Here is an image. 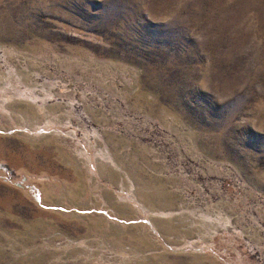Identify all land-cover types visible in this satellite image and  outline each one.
I'll list each match as a JSON object with an SVG mask.
<instances>
[{
    "label": "rangeland",
    "instance_id": "obj_1",
    "mask_svg": "<svg viewBox=\"0 0 264 264\" xmlns=\"http://www.w3.org/2000/svg\"><path fill=\"white\" fill-rule=\"evenodd\" d=\"M0 102V264H264V0H0Z\"/></svg>",
    "mask_w": 264,
    "mask_h": 264
},
{
    "label": "bare ground",
    "instance_id": "obj_2",
    "mask_svg": "<svg viewBox=\"0 0 264 264\" xmlns=\"http://www.w3.org/2000/svg\"><path fill=\"white\" fill-rule=\"evenodd\" d=\"M49 92V91H48ZM17 95V94H16ZM18 97L16 98V100L17 99H24V100H28V101H37L36 100V96L33 94V93H29V92H22V93H19L18 95H17ZM40 100V99H39ZM46 100V99H45ZM44 100V101H45ZM8 101V100H7ZM1 103V102H0ZM4 105H5V100H4ZM37 105V104H36ZM44 107V106H43ZM43 107H41V109H40V111L43 109ZM6 108V105H5V107H4V109ZM39 110V109H38ZM48 124H50V121H46V122H44L43 124H42V126H40V127H36V129L37 130H43L45 127H47L48 126ZM47 129V128H46ZM60 132H58V131H55V133L54 134H59ZM69 133H71V132H69ZM42 134H44V133H42ZM47 134V133H46ZM89 141V140H88ZM80 150V149H79ZM78 155L80 156V157H83V159L86 161V162H88V164H90L91 163V156H90V154H89V152H88V150L86 149V148H82L79 152H78ZM93 157H96L97 159H99L100 157L105 161V162H109L108 164H110L111 166H113V168L114 169H116V170H120V168H119V166L117 165V163L109 156V154L108 153H106V152H103V151H97L96 152V154L93 156ZM102 160V161H103ZM89 168H90V165H89ZM90 172H91V174L92 175H94L95 174V171L93 170V168L92 169H90ZM132 184V183H131ZM132 186H134V185H132ZM132 196H135L134 194H132ZM134 201V204L136 203V204H139V202H138V200H137V198H136V196H135V200H133ZM142 205V204H141ZM135 206H137V205H135ZM144 207V206H143ZM145 208V207H144ZM138 209H139V207H138ZM145 210H148L147 208H145ZM183 213V212H182ZM178 214V213H177ZM151 217H153L154 218V220L156 219V220H158V219H160V218H165V217H172V216H174V215H176V212H164V211H152V213H150L149 214ZM226 219V222L227 223H230V220H229V218L227 217V218H225ZM188 244L189 245H192V242H188Z\"/></svg>",
    "mask_w": 264,
    "mask_h": 264
}]
</instances>
